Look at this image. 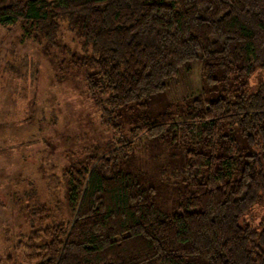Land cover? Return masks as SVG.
<instances>
[{"label":"trees","instance_id":"16d2710c","mask_svg":"<svg viewBox=\"0 0 264 264\" xmlns=\"http://www.w3.org/2000/svg\"><path fill=\"white\" fill-rule=\"evenodd\" d=\"M63 22L91 48L80 58L65 47L75 69L91 68L89 90L117 128V108L147 107L187 62L202 63L209 86L221 69L225 77L264 70V0H0V26L22 23L49 46L59 45ZM130 133L94 154L90 169L67 171L74 213L31 221L19 245L22 264H264V83L139 117ZM141 135L183 151L178 187L121 167ZM43 213L44 206L33 208L34 216Z\"/></svg>","mask_w":264,"mask_h":264},{"label":"rangeland","instance_id":"374dc122","mask_svg":"<svg viewBox=\"0 0 264 264\" xmlns=\"http://www.w3.org/2000/svg\"><path fill=\"white\" fill-rule=\"evenodd\" d=\"M25 29L22 23L0 26V264L9 258L24 263L19 245L33 230L31 221L40 226L73 215L67 171L79 165L90 169L94 154H105L119 136L132 138L130 130L139 117L182 112L199 95L208 102L229 91L230 95L254 91L264 83L261 69L241 75L233 71L228 77L221 69L217 74L221 80L209 86L202 63L190 61L166 80L165 90L147 99V107L131 103L117 108V128L106 122L99 94L89 90L91 68L75 69L71 62L68 49L80 58L92 54L91 48L83 49V37L63 22L59 45L49 46L38 33ZM231 129L228 125L224 132ZM234 134L239 146L247 149L246 139L237 130ZM134 146L123 169L138 166L171 189L180 185L186 159L180 148L148 142L142 135ZM159 198L161 202L164 197ZM173 200L168 197V209ZM35 206H44L46 213L34 216Z\"/></svg>","mask_w":264,"mask_h":264}]
</instances>
